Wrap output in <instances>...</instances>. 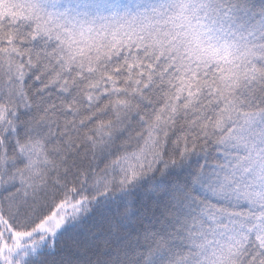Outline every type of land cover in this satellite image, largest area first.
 <instances>
[{
  "label": "snow or ice",
  "instance_id": "1",
  "mask_svg": "<svg viewBox=\"0 0 264 264\" xmlns=\"http://www.w3.org/2000/svg\"><path fill=\"white\" fill-rule=\"evenodd\" d=\"M0 264H264V0H0Z\"/></svg>",
  "mask_w": 264,
  "mask_h": 264
}]
</instances>
